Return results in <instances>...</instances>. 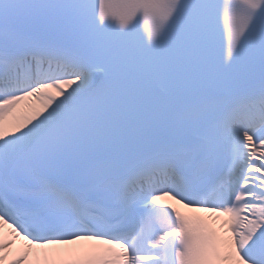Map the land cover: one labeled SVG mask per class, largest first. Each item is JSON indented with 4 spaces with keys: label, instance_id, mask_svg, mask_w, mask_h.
<instances>
[{
    "label": "snow or ice",
    "instance_id": "obj_1",
    "mask_svg": "<svg viewBox=\"0 0 264 264\" xmlns=\"http://www.w3.org/2000/svg\"><path fill=\"white\" fill-rule=\"evenodd\" d=\"M0 264H264V0H0Z\"/></svg>",
    "mask_w": 264,
    "mask_h": 264
}]
</instances>
